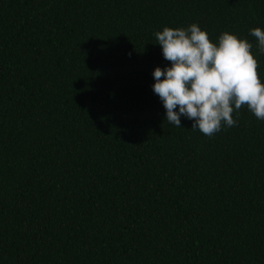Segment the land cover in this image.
<instances>
[{"label": "trees", "instance_id": "obj_1", "mask_svg": "<svg viewBox=\"0 0 264 264\" xmlns=\"http://www.w3.org/2000/svg\"><path fill=\"white\" fill-rule=\"evenodd\" d=\"M264 55V0H0V264H264V121L165 120L154 33Z\"/></svg>", "mask_w": 264, "mask_h": 264}, {"label": "clouds", "instance_id": "obj_2", "mask_svg": "<svg viewBox=\"0 0 264 264\" xmlns=\"http://www.w3.org/2000/svg\"><path fill=\"white\" fill-rule=\"evenodd\" d=\"M257 38L258 55H264V30L250 29ZM162 55L170 65L152 72V90L164 109L165 120L181 127V117L192 121L191 130L206 136L222 126L237 124L233 118L242 106L264 121V83L252 44L229 31L215 42L198 23L187 27H163L154 33Z\"/></svg>", "mask_w": 264, "mask_h": 264}]
</instances>
